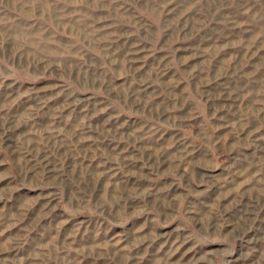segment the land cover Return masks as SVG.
Instances as JSON below:
<instances>
[{
  "label": "rangeland",
  "instance_id": "obj_1",
  "mask_svg": "<svg viewBox=\"0 0 264 264\" xmlns=\"http://www.w3.org/2000/svg\"><path fill=\"white\" fill-rule=\"evenodd\" d=\"M0 264H264V0H0Z\"/></svg>",
  "mask_w": 264,
  "mask_h": 264
}]
</instances>
